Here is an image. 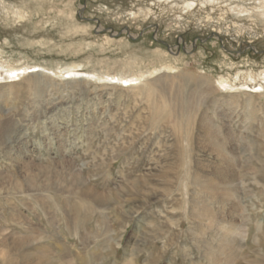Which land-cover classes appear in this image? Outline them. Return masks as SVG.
Here are the masks:
<instances>
[{
  "label": "rangeland",
  "instance_id": "rangeland-1",
  "mask_svg": "<svg viewBox=\"0 0 264 264\" xmlns=\"http://www.w3.org/2000/svg\"><path fill=\"white\" fill-rule=\"evenodd\" d=\"M193 1L0 0V63L43 84L0 92V264H48L43 246L52 264H203L232 214L239 264L264 254V0ZM153 69L149 95L110 80ZM202 115L232 134L230 162ZM187 155L192 174L166 171ZM68 163L106 206L51 172ZM229 163L235 206L206 188Z\"/></svg>",
  "mask_w": 264,
  "mask_h": 264
},
{
  "label": "bare ground",
  "instance_id": "bare-ground-1",
  "mask_svg": "<svg viewBox=\"0 0 264 264\" xmlns=\"http://www.w3.org/2000/svg\"><path fill=\"white\" fill-rule=\"evenodd\" d=\"M183 1L185 3V8H187V9L194 6L193 0H183ZM214 1H217V0H208V2H214ZM202 2H204V1H202ZM258 8L259 9L257 10V13L264 16V1H263V4L261 6H259ZM245 11H249V10L245 9ZM34 67L35 66L14 67L13 65H10V64L0 63V79L1 78L6 79L5 85H3L1 82L2 85H0V92L5 93V94L7 93L10 96L12 95L13 97H16L17 91L19 90V87L21 84V82H17V80L18 79L20 80L21 78H23L24 81L27 82L30 90H32V91L40 90L41 84H42L41 77L37 73L36 74L31 73L37 69L28 70V68H34ZM166 68H170V66H166ZM71 70H72V67H66V69L64 71H60L57 74L60 75V77L62 76L65 79H69L67 76H71L72 74L77 73V76L79 75V73L77 71H71ZM156 71H158V69H153L150 71H140L139 73H131L130 76H126V74L123 73V75H121V74L118 76L113 75L110 78V80L112 83H119L123 87L124 86L125 87H133L134 86L135 88H137L139 90L140 93L149 95V94L153 93L155 86L157 85V82H156V80H150V81H148V80L151 76H153V74ZM251 76H253V75H251ZM107 77H108V75H107ZM44 81H46V80H44ZM219 85L224 90L234 89L231 82L223 80V79H221L219 81ZM4 86H6L7 89L4 90ZM186 103H188V101H186ZM156 106L157 105H155V107H154L155 112H156ZM186 107H187V105L185 106V108ZM5 114L6 113H4V115ZM250 115H248L247 117H250ZM199 125H200L199 126L200 129L202 130V137L209 140V142L211 139V142H210L211 147L215 148L218 151V154L220 155L222 160H224V161L228 160V162H230L232 160V157L229 155V149L226 150L227 149L226 145H227V143H230L231 138H232V136H231L232 134L229 132H226L229 135H226L225 137H221L220 136L221 131H222L221 128L218 129L216 126H214L212 121H210V119L208 117H206L205 115L201 116V122ZM13 126H14L13 121L11 122L9 117H7L5 115V117L2 118V120L0 122V130L4 133L7 130L12 129ZM59 135L61 136V134H59ZM61 141L62 140H60V143H62ZM180 158L182 160V165H180ZM176 160H178L179 162H176L173 165L171 164L172 166H170V169H168L169 168L168 167V168H166V171L168 170L169 172H171L173 174L184 173L187 176L189 174H192L190 172V170L192 168L190 156L188 157V155H187V160L184 158V156H181L179 158L176 157ZM229 164H231V165L227 166V168L222 166V169L217 171L219 174L215 178L211 179V181H210L211 183H210L209 187L207 186L206 188H209V190L211 192H213L212 199H214V197H216V195L218 194V193H216V191L220 190L222 188V190L224 192L222 191V193H220L221 201H223V199L227 200L231 197L230 202L232 205L235 206L236 204H238L239 198L237 196L236 189L233 186H231V184H230L231 181L227 180L228 179L227 174L231 173L234 170V167H233L234 163H229ZM66 165H67L66 168L62 165L60 169L56 168V169H53L51 172L54 174V176H56V177L59 176L60 178H63L62 180H68L69 179L68 184L71 187L76 189V191L78 190L79 193H81V195L82 194L89 195L91 198V201L94 202V204H96L97 206H106V204L108 203L107 195L102 194V193H98L97 190H94L93 188L91 189V187L87 184V182H85V180H83V178L79 174L72 171V168H73L72 163H68ZM204 186H206V185H204ZM204 186L201 188H204ZM205 206H204V208H206ZM241 209L242 208L239 207V210H241ZM236 210L237 209H234V212H236ZM207 215H209V213ZM242 217L243 216H241V221L239 222L238 219L234 216V214H232L228 218L229 221L228 222L226 221L227 223L226 222L219 223V231H220V233H222V236L218 237L219 238V245L216 248L214 246H212L211 244H209L207 246L208 250H207V254H206V262L203 264H239L237 258H239L238 254L240 253V250H242V246H243L242 240L245 238V234H246L245 230L243 231V229L241 228V222L244 219ZM208 221L210 222V219H208ZM236 221H238V222H236ZM109 230H110L109 225L108 226L106 225L104 228L103 234L104 235L108 234ZM74 231H76V227L73 228V232ZM20 244L21 243H19V246H21ZM45 247L46 246L40 247L38 249L39 250L38 253H40L41 258L47 259L45 262H47L48 264H52L53 263V257H51L52 255L50 256L47 253V249ZM262 247H263V251H264V242L262 243ZM38 253L36 254V256H38ZM50 254H52V252ZM92 257H96L95 251L92 252ZM247 257L248 256H245V258H243V259L248 264H264V254L263 253L262 254L257 253L255 255H253L252 258H247ZM41 258L39 256V259H41ZM132 261H133V259L131 257L125 258L123 264H133ZM190 263L195 264L194 262H190Z\"/></svg>",
  "mask_w": 264,
  "mask_h": 264
}]
</instances>
